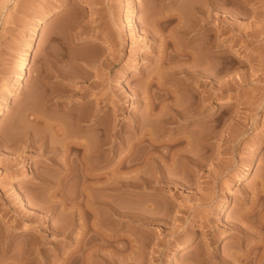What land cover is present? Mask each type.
Segmentation results:
<instances>
[{
  "label": "rangeland",
  "instance_id": "obj_1",
  "mask_svg": "<svg viewBox=\"0 0 264 264\" xmlns=\"http://www.w3.org/2000/svg\"><path fill=\"white\" fill-rule=\"evenodd\" d=\"M192 1L0 0V264H264V0H229V23L214 20L212 37L204 31L186 43ZM206 40L226 41L222 57L202 55ZM169 62L194 77L209 70L206 86L181 83ZM160 74L163 90L148 89ZM146 91L164 107L156 99L151 110ZM199 102L203 115L193 118ZM171 110L190 120L170 124ZM152 127L163 144L156 162L185 176L184 190L126 187L128 150ZM105 131L114 137L102 152ZM135 147L140 157L151 149ZM175 149L198 158L196 170L184 154L168 160ZM152 162L140 176L152 180ZM237 222L251 236H238ZM237 254L249 255L241 262Z\"/></svg>",
  "mask_w": 264,
  "mask_h": 264
},
{
  "label": "bare ground",
  "instance_id": "obj_2",
  "mask_svg": "<svg viewBox=\"0 0 264 264\" xmlns=\"http://www.w3.org/2000/svg\"><path fill=\"white\" fill-rule=\"evenodd\" d=\"M172 1V0H171ZM195 1V2H194ZM194 1H192V2H194V4H193V9H191V10H193V15H194V24H193V29H190V32H188L187 34H186V38L187 39H185L186 40V43H187V40L188 41H192L193 39H194V37H196V34H198V33H202V32H204V31H206L207 32V35L210 37H212V35L211 34H213V31L210 29V26H211V24H212V22H214V20H217L219 23H221V24H226V22H228L229 23V21L227 20V17H222V16H225V15H227V13H229L228 12V5H230L229 4V0H194ZM191 2V3H192ZM174 3V2H173ZM171 4V3H170ZM190 4V3H189ZM191 5V4H190ZM190 5H189V7H190ZM89 9V8H88ZM62 11V9H57V10H55L54 11V14L56 13H59V12H61ZM178 15V14H177ZM192 15V16H193ZM182 16V15H181ZM181 16H174L173 18L174 19H180L179 17H181ZM229 17V16H228ZM191 18V17H190ZM156 19V18H155ZM155 19H153V21L155 20ZM173 19V20H174ZM184 19V18H183ZM156 21V20H155ZM182 21V20H181ZM158 22V21H157ZM186 22V21H185ZM156 23V22H155ZM181 23V22H180ZM184 23V22H183ZM151 24V23H150ZM231 24V23H230ZM155 25V24H154ZM183 26H184V24H182ZM187 25V24H186ZM179 27H181V26H179ZM182 28V27H181ZM191 28V27H190ZM192 30V31H191ZM225 32V31H224ZM224 32H222V33H224ZM182 33H183V31H182ZM183 35V34H182ZM156 36V35H155ZM155 36L153 37V40L155 39ZM181 36V35H180ZM165 38V37H164ZM170 39V38H169ZM172 39V38H171ZM212 39V38H211ZM209 40H210V38H209ZM207 41L206 40V43L204 42V46H202L201 48V51L200 52H203L202 53V55H211V54H213L214 52L213 51H216V52H219V56L218 57H222L221 55L223 54V52L221 51L220 52V50L222 49V46H223V44L225 45L226 44V41H221V42H215L214 41V43L213 42H211V41ZM217 40V39H216ZM224 40V39H223ZM166 41V40H165ZM165 41H164V43H165ZM172 41V40H171ZM174 41V40H173ZM168 42V40H167V42L165 43V45L166 46H169V45H167V44H172V45H174V47H175V49H177L176 48V46L178 47V45H177V43H174V42ZM225 42V43H224ZM164 43H163V45H164ZM164 45V46H165ZM180 45V44H179ZM180 50V49H179ZM198 50H200V49H197V51ZM182 51V50H181ZM180 51V52H181ZM175 52V54H176V58H179V56L180 55H182V53L180 54V52L178 51V50H176V51H174ZM191 52V51H190ZM161 53H165V52H161ZM186 53V52H185ZM195 54V53H194ZM197 54V53H196ZM195 54V55H196ZM162 55V54H161ZM184 55V54H183ZM188 56H189V54H187ZM198 55V54H197ZM186 56V55H185ZM217 56V55H216ZM161 57H163L164 59H165V61H164V63H166V62H168V61H170L171 62V60H172V58H171V56H170V58H168V56L166 57V55H165V57H164V55H162ZM189 57H191V58H193V57H197V56H194L193 55V53H192V55H190ZM200 58V57H199ZM204 58V57H203ZM174 59V58H173ZM208 59V58H207ZM175 60V59H174ZM196 60H198V59H196ZM170 62L168 63V65H169V67H168V73H172V74H174V76L176 75V76H178L177 77V79H178V81H180L181 83L182 82H184V83H186V84H192V82H193V80L195 81V80H197L198 82H200L201 84H202V82H201V80H202V77H205V76H207V75H209V70H206V71H203L202 73H199L200 75H198V76H193V74H191L190 72H188V71H183L184 72V74L186 75V76H184V78H182V77H179L180 76V73H183L182 71H181V69H183V65H180V63H176L175 65L174 64H170ZM196 62V61H195ZM203 62V61H202ZM224 62V61H223ZM204 63H205V61H204ZM203 63V64H204ZM207 63V62H206ZM194 64V63H193ZM202 64V63H201ZM167 65V64H166ZM199 65V64H198ZM206 65V64H205ZM181 66H182V68H181ZM193 66V65H192ZM187 67V66H186ZM201 68V67H200ZM166 69V68H165ZM164 69V70H165ZM186 69V68H185ZM187 70V69H186ZM201 70V69H200ZM195 71V70H194ZM213 71V70H212ZM164 73V72H163ZM166 73H167V71H166ZM225 73V69L224 68H220L219 67V69H217V71H216V75L217 76H222L223 74ZM160 75H162V74H160ZM211 75V74H210ZM163 76V75H162ZM160 76V78H151V80H150V84L148 85V89H150V88H152V86L153 87H157V89H160V90H163V87H164V84L162 83L163 82V78L165 77V76ZM225 77V76H224ZM207 78H208V76H207ZM212 78V77H211ZM176 79V78H175ZM223 80V79H222ZM17 85H18V87H20L23 83H24V79L22 78V76L21 77H19V79L17 80ZM204 82V81H203ZM220 82H221V80H220ZM211 83V82H210ZM223 84H224V82H222ZM226 83V82H225ZM229 84H230V82H229ZM202 85H204V86H206V83H203ZM163 86V87H162ZM184 86H185V84H184ZM226 86V85H225ZM228 88V87H227ZM147 89V90H148ZM144 90H146L145 88H144ZM144 90H142V91H144ZM159 90V91H160ZM171 90V89H170ZM225 90H226V88H225ZM148 91H146V93H147ZM167 92V91H166ZM170 92V91H169ZM143 93V92H142ZM148 94H150V92H148ZM159 94V93H158ZM140 95V94H139ZM144 95V94H143ZM172 93H169V96L170 97H168V98H171L172 97ZM178 95V94H177ZM146 96V95H145ZM166 96H167V94H166ZM175 96V95H174ZM148 97H149V101H150V106H151V110L152 109H154L155 110V105L157 106V104L159 105L160 103L161 104H163V105H161V106H163L164 107V103L163 102H166V100L165 101H160V100H163V99H159L158 97H160L159 95H158V97H157V95L155 94V95H148ZM179 97V96H178ZM177 97V98H178ZM160 98H162V97H160ZM173 98V97H172ZM156 99H159V101H160V103H157V101H156ZM175 99V98H174ZM143 100H145V98L143 97ZM158 101V102H159ZM170 101V100H169ZM206 102V101H205ZM155 103H157V104H155ZM176 104V103H175ZM165 105H166V103H165ZM197 105V104H196ZM201 103L199 102V104H198V106L197 107H195L194 108V110L192 111L191 109L189 110V112H188V114H190V116H194V117H196V118H199V116H201V115H203V107H201ZM149 106V105H148ZM160 106V105H159ZM174 106V105H173ZM178 106V105H177ZM161 108V107H160ZM172 108V107H171ZM175 107H173L172 109H174ZM189 108V107H188ZM192 108V107H191ZM157 109V108H156ZM180 109V108H179ZM171 111H173L172 113L173 114H170L172 117L171 118H173L172 119V122L170 123V124H172V125H174V124H176V123H182V121H184L186 118L188 119L190 116L187 114V112H186V114L184 113V114H182V113H179V112H177V111H179L178 109H177V111L175 110H171ZM183 111V110H182ZM187 111H188V109H187ZM205 111V110H204ZM169 113V112H168ZM193 114V115H192ZM168 116V115H167ZM191 117V118H192ZM193 117V118H194ZM208 117V116H207ZM94 118L97 120L98 118H97V116H94ZM192 118V119H193ZM201 118V117H200ZM202 118H203V116H202ZM158 119V118H157ZM157 119H155V120H157ZM186 119V120H187ZM205 121L207 120L206 119V116H205ZM96 120H94V122H96ZM169 120V119H168ZM181 120V121H180ZM188 120H190V119H188ZM167 121V120H166ZM194 121H197V119L196 120H194ZM201 121V120H200ZM168 122V121H167ZM187 122V121H186ZM35 125H36V123H35ZM145 126H147V125H145ZM165 126V125H164ZM178 128V126H174L173 128ZM180 127V126H179ZM60 128V127H59ZM58 128V129H59ZM136 128H137V126H136ZM153 128V127H152ZM155 128H153V129H147V135H148V138H146L147 136H146V133H145V135H144V132L143 133H141V135L143 134L144 136H141L140 138H138V140L137 139H134V141H133V144L130 146L131 148L128 150V151H130L129 152V157L131 158V160H129L130 162V165L128 166L129 167V169L131 170V171H129L131 174H134V175H132V180L131 181H129V183H128V181H127V185H126V187H128L129 188V191H131L132 193H136V194H143V192H145V191H143V188L145 189V188H147V190L148 189H154V192L156 191H159L160 189H162V186H160V183L161 182H164V183H166L167 185H172L173 184V186L175 185V187L177 186V187H179L180 188V190H184V187H186V182L185 183H183L184 182V180H185V176H184V178H183V176H182V178L181 177H179V179L181 180H179L176 176H174V175H176V173L173 175V174H171V172H170V174H171V176L169 175H167V172H169V171H171L172 169H174V168H172V169H170L171 168V165H164L163 163H165V160H164V162H156V159L158 160V158L159 157H157L156 155L159 153V149H160V147L163 145L161 142L162 141H159V139H158V136L156 137V135H157V132H158V130H154ZM96 130V129H95ZM107 130V129H106ZM110 130V129H109ZM149 130V131H148ZM160 130V129H159ZM161 130L162 131H167L168 130V128L165 126V127H162L161 128ZM60 131H61V129H60ZM108 131V130H107ZM157 131V132H156ZM58 131H56V133H57ZM65 133V132H64ZM105 141H104V143L102 144V143H100V146L98 145V147H99V151H102V152H105L107 149H105V147L106 146H108V144L110 143L111 144V142H112V137H114L110 132L109 133H107L106 131H105ZM65 137H66V135H64ZM207 136V135H206ZM206 136H205V140H207L206 139ZM63 137V136H62ZM189 138L190 137H188V138H186V140H187V142L189 141ZM204 138V137H203ZM202 138V139H203ZM208 138V137H207ZM64 139V138H63ZM209 140V139H208ZM68 141H71V139H69ZM114 141V140H113ZM148 142V144L150 145V151H149V153H148V155H146V156H144V155H142V156H144V157H140V156H137V155H139L138 153L136 154V148L137 147H135L136 145L138 146V144H140L141 145V143L143 144L144 142ZM181 141V140H180ZM180 141H178L177 143L176 142H174L173 144L175 145V146H177V145H179L180 144ZM192 141V140H191ZM191 141H189L188 143H187V145L188 144H190V142ZM76 142V141H75ZM72 143V142H68V147H69V149L73 146V147H77V149H80L81 151H83L84 152V154H83V156L84 157H87L88 158V156L93 152V150H92V152H90L91 150H89V148L87 147H85L82 143L80 144V143ZM79 142V141H78ZM209 142V141H208ZM132 143V142H131ZM165 143V142H164ZM176 143V144H175ZM183 143V142H182ZM184 143H185V140H184ZM193 143V142H192ZM205 143V142H204ZM207 143V142H206ZM173 144H169V146L170 145H173ZM173 145V146H174ZM174 146V148H176ZM170 147H172V146H170ZM107 148V147H106ZM208 148V147H207ZM186 149H188V148H186ZM186 149H183V150H185V152H183V154H182V152L181 153H179V151H176V149L174 150L175 152L174 153H172L171 154V158H169L168 160H170L171 159V161H173L174 160V162L173 163H175L176 162V160H177V155L178 154H182L183 155V160H184V163H185V165H186V167L188 168V169H190V170H196V168H194V166L196 167V166H199V163L198 162H200V161H198L197 159L198 158H196V157H194V156H190V153H189V155L186 153L187 151L188 152H190L189 150H187L186 151ZM79 150V151H80ZM97 150V149H96ZM97 150V151H98ZM110 151V150H109ZM96 154V153H95ZM110 154V153H109ZM160 154V153H159ZM170 154V153H169ZM187 154V155H186ZM192 154V153H191ZM91 155H93V154H91ZM90 155V156H91ZM160 156V155H159ZM181 156V155H180ZM127 157V156H126ZM164 157V156H163ZM162 157V158H163ZM128 158V157H127ZM161 158V157H160ZM159 158V159H160ZM167 158V157H166ZM204 158V157H203ZM84 159V158H83ZM104 159H106V158H104ZM154 159V160H153ZM205 159H206V157H205ZM126 160V159H125ZM200 160V159H199ZM204 160V159H203ZM203 160H201V161H203ZM12 161V160H11ZM151 161H153L152 162V164H154L153 166H155V175H154V177L153 178H151L152 180H149L150 178H147L146 176H140V174L142 175V173L145 171H142L144 168L146 169V166H148V164L151 162ZM160 161V160H159ZM9 162V161H8ZM92 162V161H91ZM90 162V163H91ZM97 162V161H96ZM126 162V161H125ZM13 163V162H12ZM11 162H10V164H12ZM16 163V162H15ZM87 163V161L85 160V165H86V167H84L83 166V168H86L83 172V174L85 175V177H86V180L87 179H89L90 180V171H89V169L87 168V167H90V166H88V164H86ZM123 163V162H122ZM160 163V164H159ZM8 164V163H7ZM9 164V165H10ZM201 164H202V162H201ZM8 165V166H9ZM122 165V164H121ZM174 165V164H173ZM123 166V165H122ZM169 168H168V167ZM202 166V165H201ZM92 167V166H91ZM68 168V167H67ZM122 168V167H121ZM120 168V169H121ZM65 169V168H64ZM69 169V168H68ZM90 169H92V168H90ZM168 169H170L169 171H168ZM192 170V171H193ZM177 171V170H176ZM142 172V173H141ZM173 172H175V171H173ZM145 173V172H144ZM120 175H121V173H120ZM119 175V176H120ZM127 175V174H126ZM144 175H146V174H144ZM167 175V176H166ZM122 176V175H121ZM131 177V176H130ZM134 177V178H133ZM175 177V178H174ZM120 178H122V177H120ZM127 178V177H126ZM178 180H177V179ZM91 179H92V176H91ZM129 180H130V178H128ZM186 180H187V177H186ZM84 181V180H83ZM183 181V182H182ZM124 183H125V181H123ZM85 183V182H84ZM187 183H188V180H187ZM106 184V183H105ZM109 184H111V183H109ZM113 184V183H112ZM118 184V183H117ZM94 185V184H93ZM92 185V186H93ZM99 185H101V184H99ZM119 185V184H118ZM121 185V184H120ZM123 185H125V184H123ZM162 185V184H161ZM91 186V185H90ZM91 186V187H92ZM95 186H97V185H95ZM102 186V185H101ZM105 187H107V185H104ZM189 186V185H188ZM188 186H187V188H188ZM104 187V188H105ZM125 187V188H126ZM59 188V187H58ZM100 188H102V187H98L97 186V189L99 190ZM109 188V187H108ZM104 190V189H103ZM106 190V189H105ZM109 191V190H108ZM110 191H111V189H110ZM113 191V190H112ZM264 191V190H263ZM114 193V192H113ZM89 194V193H88ZM87 194V195H88ZM264 194V193H263ZM257 195V194H256ZM261 196H263L262 194H261ZM87 197V196H86ZM190 197H192V196H190ZM258 197H260L259 195H258ZM257 198V197H256ZM257 204V203H256ZM67 205V204H66ZM71 207V206H70ZM75 207V206H74ZM88 207V206H87ZM93 207V206H92ZM254 207V206H253ZM256 207V206H255ZM85 208H86V206H85ZM264 209V208H263ZM255 209H253V211H254ZM260 210V209H259ZM73 211V210H72ZM252 210H250V211H248V213L245 215V216H249V215H251L252 214V212H253ZM264 211V210H263ZM260 213H262V211H260ZM258 214V216L259 215H261V214ZM242 215V214H241ZM111 216H112V214H111ZM257 216V215H256ZM251 217V216H250ZM262 217H264V213L262 214ZM262 217H260V219L262 218ZM107 218V217H106ZM255 218V217H254ZM248 219V218H247ZM247 219H246V221H247ZM251 219V218H250ZM95 220H97V219H95ZM264 219L262 218V221H263ZM237 221V220H236ZM245 221V220H244ZM248 221H250L249 219H248ZM252 221V220H251ZM253 221H254V219H253ZM252 221V222H253ZM264 222V221H263ZM97 223V222H96ZM238 224H236V225H234V230L236 229L237 230V235L238 236H241V237H246V236H248V235H250V232L248 231V228H247V226H246V228H245V226H244V223H242V224H240L239 222H237ZM249 223V222H248ZM261 225H262V223L261 222H259ZM230 224H233V223H230ZM254 224V223H253ZM264 224V223H263ZM162 225V224H161ZM259 225V224H258ZM88 226V225H87ZM91 226H93V229H94V227H96L95 226V224L93 223V225H91ZM84 227V226H83ZM249 227V226H248ZM251 227V226H250ZM264 227V225L263 226H261L260 227V229H262ZM255 228V227H254ZM253 228V230L254 231H256L257 232V230H255ZM256 228H258V227H256ZM85 229V228H84ZM87 229V228H86ZM253 230H250V231H253ZM25 231H27V229H25ZM24 231V232H25ZM258 231H262V230H258ZM254 233V232H253ZM257 234V233H256ZM258 234H260V233H258ZM251 236V235H250ZM259 236V235H258ZM261 236H263V235H261ZM108 238V237H107ZM108 239H111V238H108ZM107 239V240H108ZM262 240V239H261ZM109 241V240H108ZM111 241V240H110ZM262 242L264 243V237H263V240H262ZM261 242V243H262ZM192 243V240L191 239H188V241H186V243L184 244V247H186V246H188V245H190ZM81 246H83L82 245V243L81 244H79L78 245V249L80 248V250H81ZM261 246V245H260ZM259 246V247H260ZM93 247V246H92ZM258 247V246H257ZM254 248V247H253ZM259 249V248H258ZM95 250V249H94ZM264 251V250H263ZM262 251V252H263ZM76 252V251H75ZM235 252H237V251H234L233 253H235ZM251 252V251H250ZM245 253V252H244ZM249 253V252H248ZM261 253V252H260ZM229 254V253H228ZM235 255V254H234ZM249 254H247V255H244V257H243V255L241 256V255H239V254H237V257L235 256V258H237V260L239 261L240 259V261L242 262V260H244V259H246V257L248 256ZM227 256V255H226ZM229 257V256H228ZM230 257H232V256H230ZM264 257V256H263ZM263 257H261V259L263 258ZM225 258V257H224ZM257 258V257H256ZM231 260H232V258H230ZM233 259H234V257H233ZM252 259V258H251ZM248 260V259H247ZM254 260V259H253ZM252 260V261H253ZM257 260V259H256ZM255 260V261H256ZM69 261V260H68ZM71 261V260H70ZM228 261H230V260H228ZM232 261H236V260H232ZM251 261V262H252ZM254 261V262H255ZM225 262H227V260L225 259H223L222 258V264H225ZM250 262V261H249ZM250 262V263H251ZM256 262H258V261H256ZM255 262V263H256ZM229 263V262H228ZM231 263V262H230ZM238 263V262H237Z\"/></svg>",
  "mask_w": 264,
  "mask_h": 264
}]
</instances>
